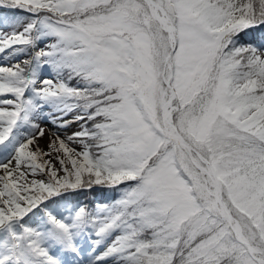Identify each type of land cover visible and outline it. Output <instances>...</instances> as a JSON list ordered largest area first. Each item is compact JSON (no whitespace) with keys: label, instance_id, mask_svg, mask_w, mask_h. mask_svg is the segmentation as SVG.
<instances>
[{"label":"snow or ice","instance_id":"1","mask_svg":"<svg viewBox=\"0 0 264 264\" xmlns=\"http://www.w3.org/2000/svg\"><path fill=\"white\" fill-rule=\"evenodd\" d=\"M0 10V264H264V0Z\"/></svg>","mask_w":264,"mask_h":264},{"label":"rangeland","instance_id":"2","mask_svg":"<svg viewBox=\"0 0 264 264\" xmlns=\"http://www.w3.org/2000/svg\"><path fill=\"white\" fill-rule=\"evenodd\" d=\"M41 126L44 127L45 128V131H46L45 138H43V139L40 140V146L45 151H47V145H48L49 141L54 138V134H56L57 132H59L60 137L61 138H65L68 134H70L72 131L77 130V128H78V126H75L73 128H70L67 132H64V131L58 130L57 127L55 125L51 124L50 122H47V123H43L42 122L41 123ZM81 200L82 199H79V203L82 205ZM108 203H110V202H108Z\"/></svg>","mask_w":264,"mask_h":264},{"label":"trees","instance_id":"3","mask_svg":"<svg viewBox=\"0 0 264 264\" xmlns=\"http://www.w3.org/2000/svg\"><path fill=\"white\" fill-rule=\"evenodd\" d=\"M94 191H95V190H94ZM90 193H91V195H92V194H95V193H93V191H90ZM100 194H101V193H100ZM104 194H105V192H104Z\"/></svg>","mask_w":264,"mask_h":264}]
</instances>
